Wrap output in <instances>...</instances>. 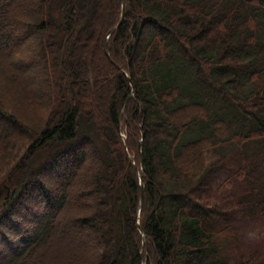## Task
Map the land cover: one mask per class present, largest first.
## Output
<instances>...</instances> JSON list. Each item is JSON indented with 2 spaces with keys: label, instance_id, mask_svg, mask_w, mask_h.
Returning <instances> with one entry per match:
<instances>
[{
  "label": "trees",
  "instance_id": "obj_1",
  "mask_svg": "<svg viewBox=\"0 0 264 264\" xmlns=\"http://www.w3.org/2000/svg\"><path fill=\"white\" fill-rule=\"evenodd\" d=\"M121 18L0 0V264H264V0Z\"/></svg>",
  "mask_w": 264,
  "mask_h": 264
},
{
  "label": "rangeland",
  "instance_id": "obj_2",
  "mask_svg": "<svg viewBox=\"0 0 264 264\" xmlns=\"http://www.w3.org/2000/svg\"><path fill=\"white\" fill-rule=\"evenodd\" d=\"M24 7L25 6L23 4H21V8H24ZM15 36L13 38H15ZM29 78H30L32 83L36 82L35 81V77H29ZM44 85H45V78H43L42 81L40 82V87L36 90V92L40 93L41 90L45 87ZM131 159H133V156H131ZM84 173H85V176L88 175L87 170H85ZM222 183H223V180L220 179L218 181V184H217V187L220 188L221 192H225L226 191L225 192V194H226L227 191H228L231 194V196L233 197L232 200H234L236 198H239L240 195L237 193V188L236 187H232V188L229 187V189H227L226 186L225 187H221ZM83 189H84V187H81L78 192H81ZM65 228L66 227L64 226L63 229L61 230V233L59 235V239L60 240H62V238H63L62 236L66 232ZM241 230L242 231H241V236H240V242H242V245H241L242 250L244 252H246L247 254H249L250 252L261 250V251H263V255H264V231L260 232L258 226L249 225L247 223H245L244 225H241ZM87 234L83 233L84 236H82V237H86Z\"/></svg>",
  "mask_w": 264,
  "mask_h": 264
},
{
  "label": "water",
  "instance_id": "obj_3",
  "mask_svg": "<svg viewBox=\"0 0 264 264\" xmlns=\"http://www.w3.org/2000/svg\"><path fill=\"white\" fill-rule=\"evenodd\" d=\"M122 2H123V14H122V18H121V21H120V23L118 24V26L122 23V21H123V19H124L125 11H126V0H122ZM118 26L115 27V28L111 31V33L115 32V31L117 30ZM105 53H106V55H107L108 57H110L109 50H108V44H107V43L105 44ZM140 178H141V183H142V186H143V175H141ZM142 188H143V187H142ZM143 194H144V189H142V198H143ZM139 228H140V227H139ZM144 243H146V238H145V236H144Z\"/></svg>",
  "mask_w": 264,
  "mask_h": 264
}]
</instances>
